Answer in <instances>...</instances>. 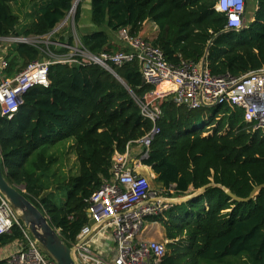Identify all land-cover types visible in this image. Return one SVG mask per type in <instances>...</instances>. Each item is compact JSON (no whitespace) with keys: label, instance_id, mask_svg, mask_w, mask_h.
<instances>
[{"label":"trees","instance_id":"1","mask_svg":"<svg viewBox=\"0 0 264 264\" xmlns=\"http://www.w3.org/2000/svg\"><path fill=\"white\" fill-rule=\"evenodd\" d=\"M12 1L0 0L3 38L47 34L74 0H47L20 31ZM215 1L90 0L92 27L80 32V44L96 56L112 53V33L117 40L116 32L128 27L132 36L138 35L149 20L158 29L153 43L169 63L199 62L207 51L212 75L237 76L264 67V0H255L251 19L246 24L244 19L239 30L226 29L225 17L213 8ZM81 8L78 4L74 14L77 28L82 27ZM62 38L72 46L71 36ZM11 51L8 76L41 60L39 47L30 43L17 42ZM54 51L63 55L67 48ZM108 64L123 84L94 62L51 64L47 87L29 88L17 112L10 119L0 117L5 179L45 212L70 246L88 222V198L111 176L114 152H124L128 142L155 125L159 132L141 162L151 168L169 199L162 212L147 217L165 228L169 241L161 264H264V188L244 200L264 184V133L246 130L241 111L227 104L191 110L163 101L153 124L133 97L152 89L142 82L137 62ZM170 88L160 86L158 91ZM68 139L73 141L76 174H64L59 163L57 145ZM15 240H22L17 226L0 235V251Z\"/></svg>","mask_w":264,"mask_h":264},{"label":"built area","instance_id":"2","mask_svg":"<svg viewBox=\"0 0 264 264\" xmlns=\"http://www.w3.org/2000/svg\"><path fill=\"white\" fill-rule=\"evenodd\" d=\"M246 0H216L214 10L225 17L226 29L239 30L245 19ZM121 49L93 56L82 45L80 59L57 55L46 60H35L8 76L5 71L9 59L0 57V117L10 119L22 103V95L34 86L47 87L48 67L55 63H79L100 61L120 66L136 61L144 84L152 87L142 97H134L143 117L155 124L161 115L163 101L183 105L195 110L202 106L227 104L241 111L245 129L264 133V67L248 70L240 75H212L201 61L180 60L176 65L165 60L153 39L141 34L132 36L129 28L116 32ZM12 44L26 42L22 36L7 37ZM63 45V44H60ZM68 49H74L66 42ZM167 83L172 89L158 91ZM159 132L153 125L140 139L128 142L124 152H114L111 158V176L90 195L87 201L88 222L81 228L76 241L71 243L76 260L80 264H161L167 251L165 239H145L143 234L147 217L157 215L167 207V199L151 189L150 178L130 167V145L140 146L139 159L148 155L149 145ZM154 176L152 177V179ZM14 226L22 231V240H15L0 251L4 264H55L37 246V242L24 227L8 200L0 193V235L10 234ZM107 229L110 234V250L106 256L91 248V239ZM6 251V252H5ZM5 252V253H4ZM4 253V254H2Z\"/></svg>","mask_w":264,"mask_h":264},{"label":"rangeland","instance_id":"3","mask_svg":"<svg viewBox=\"0 0 264 264\" xmlns=\"http://www.w3.org/2000/svg\"><path fill=\"white\" fill-rule=\"evenodd\" d=\"M47 0H14L10 3L11 9L13 11L14 14H16L19 17V24L17 25V30L20 31L22 30L24 27H26L31 20L33 19V16L35 14V9L40 6L41 4H43L44 2H46ZM74 2V1H73ZM77 4H81V22H86L89 20V16H90V0H78ZM76 10H69L67 12V14L65 15V17L59 21L56 26L53 28V30H51L50 32H48L45 35L42 36H30V37H25L27 39V43L33 44L36 47H39L40 51H41V60H46V59H50L51 57H54L56 55H58L56 51H60L59 53L62 52L63 48H67V52L66 53H62L64 57H69L70 54H75L73 56H77L80 57L81 56V52L80 51H75V48H78L80 50L81 44H80V40H79V36H80V32L82 30L85 29L84 26H82L81 28H77L75 27L74 24V14H75ZM253 14L252 11V5L249 4V2L247 1L246 4V12H245V24L247 23V21H249L251 15ZM81 29V31L79 30ZM62 36H71L72 37V47H74V49H68L67 46H65L64 44H66L65 42H62L63 38ZM13 37V36H11ZM22 38H24L22 36ZM8 43V44H12L11 40H8L7 37L0 38V43ZM63 44V45H60ZM49 46H53V50H51L49 48ZM121 49V48H120ZM55 52V53H54ZM82 57V56H81ZM220 105V104H218ZM221 106V105H220ZM226 106V104H224V107ZM208 115L210 114V110H208ZM202 119L198 120V123H201ZM61 144H58L57 146H60ZM64 148V153L65 155H63V159H62V164L61 166V170L64 174H71V171L76 174L77 173V162H76V158L73 161L69 156L71 149V146H68L67 148H65V145L63 146ZM58 154L60 156L61 153V147H59L58 149ZM67 150V151H66ZM66 151V152H65ZM73 152V151H72ZM57 153V152H56ZM72 160V162H71ZM150 186L151 189L154 190L155 192H157V194L164 198L169 200L168 198H166V196L163 194L162 189L156 184V182L154 181V179L150 178ZM21 189V187H20ZM54 189V188H53ZM66 191V188H63L62 190V194H64ZM147 223H150L149 221H146ZM152 230L151 231H145V232H150L151 234H157V235H162L164 238L165 237V228L158 222H153L152 224ZM150 233H147L146 236H144L145 239L149 238ZM9 245H7L6 247H8ZM4 247V248H6ZM4 248H2L1 250L3 251ZM94 249V248H92ZM6 252V251H5ZM4 252V253H5ZM2 253V254H4Z\"/></svg>","mask_w":264,"mask_h":264},{"label":"water","instance_id":"4","mask_svg":"<svg viewBox=\"0 0 264 264\" xmlns=\"http://www.w3.org/2000/svg\"><path fill=\"white\" fill-rule=\"evenodd\" d=\"M77 0H74L70 10H76L78 4ZM209 45V44H208ZM207 51L205 53L206 57ZM96 57V55L92 54ZM205 57L201 60V69L205 66ZM97 58V57H96ZM97 63L108 70L117 80L122 84L123 81L115 73V71L103 65L100 61L96 60ZM142 82L144 78L141 77ZM221 105V103H220ZM207 107V106H206ZM264 188V184L255 186L249 196L244 200H249L256 196L258 192ZM228 196L235 200H242L237 198L233 193H231L226 188H223ZM0 193L8 200L14 210L18 213L19 219L28 230L31 236L37 242L38 248L47 257H49L55 264H80L71 248H69L61 239L60 234L56 228L50 223L48 216L44 211L40 210L32 202H30L19 190L17 186L9 183L2 171H1V157H0Z\"/></svg>","mask_w":264,"mask_h":264},{"label":"crops","instance_id":"5","mask_svg":"<svg viewBox=\"0 0 264 264\" xmlns=\"http://www.w3.org/2000/svg\"><path fill=\"white\" fill-rule=\"evenodd\" d=\"M247 1L249 2V4L252 5V11L254 12V10L256 8V1L255 0H246V4H247ZM245 12H246V6H245ZM250 19H251V17H250ZM80 25L85 26L86 29H90L92 27L89 20L86 21L85 23L80 21ZM157 30H158L157 26L152 21L147 20L144 22L139 33L141 35L147 37V38L154 39L156 34H157ZM80 31H81V29H80ZM113 36H114V33H112V37H111V42L113 44L112 46L114 47L112 50H118V49L122 48V45L120 44V42L118 40H116ZM12 47H13V44L10 45L8 43L6 44V43L1 42L0 43V57H7L8 55H12V53H13L11 51ZM5 75H9L8 70L5 71ZM72 143H73L72 139H68V140L62 142L61 145L59 146V147H61V150H60L61 153L59 156L60 165L62 164L63 155H65V154H63L64 153V151H63L64 147L63 146L65 145V148H67L68 146L72 145ZM139 153H140V146L136 143L131 144L130 150H129V156H130L129 166L134 167L135 171H137L139 174L145 175L147 177H151V179H152L153 176L155 177V174L153 173V171L151 170V168L149 166L142 164V162H140L137 165L135 164V162L139 159ZM68 157H70L73 161L75 160V155L72 152V150L70 151ZM72 160H71V162H72ZM62 169H63V167H62ZM71 174H74V173L71 171ZM152 224H153V222L146 224V228L144 230L143 236H146L147 233H150V232H145V231H147L148 229H149L148 231H151L152 230V227H151ZM147 239H157L158 240V239H165V238L162 235L150 233V236ZM110 242H111V240H110L109 231L107 229H104L92 237L91 248H94V250L96 252H98L99 254H104V256H106L107 250H110V248H111Z\"/></svg>","mask_w":264,"mask_h":264},{"label":"bare ground","instance_id":"6","mask_svg":"<svg viewBox=\"0 0 264 264\" xmlns=\"http://www.w3.org/2000/svg\"><path fill=\"white\" fill-rule=\"evenodd\" d=\"M78 1V0H77ZM161 86H168V87H171L170 85H168L167 83H164V84H162ZM173 87V86H172ZM172 87L170 88V89H172ZM170 89H168V90H170ZM164 92H165V90H163ZM161 93V92H160Z\"/></svg>","mask_w":264,"mask_h":264},{"label":"clouds","instance_id":"7","mask_svg":"<svg viewBox=\"0 0 264 264\" xmlns=\"http://www.w3.org/2000/svg\"><path fill=\"white\" fill-rule=\"evenodd\" d=\"M246 18V17H245Z\"/></svg>","mask_w":264,"mask_h":264}]
</instances>
